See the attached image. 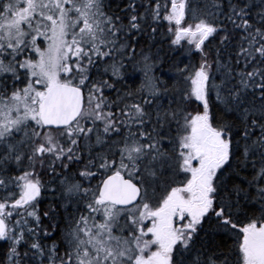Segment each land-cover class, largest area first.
<instances>
[{"label": "snow or ice", "instance_id": "1", "mask_svg": "<svg viewBox=\"0 0 264 264\" xmlns=\"http://www.w3.org/2000/svg\"><path fill=\"white\" fill-rule=\"evenodd\" d=\"M0 244L264 264V0H0Z\"/></svg>", "mask_w": 264, "mask_h": 264}, {"label": "trees", "instance_id": "2", "mask_svg": "<svg viewBox=\"0 0 264 264\" xmlns=\"http://www.w3.org/2000/svg\"><path fill=\"white\" fill-rule=\"evenodd\" d=\"M189 22H191V21H189ZM166 27H167V25L165 24V28ZM160 38L161 37L158 36V39H160ZM215 44H216V41H212L211 44L209 45V47H213V46H215ZM165 48L167 50L166 42H165ZM208 50H209L208 48L205 49V51H208ZM169 55L171 56V58L173 60H183L184 63H188L189 62V57L183 55V53L181 51L169 52ZM191 60H192V62L198 61L199 60V55L196 54V55L192 56L191 57ZM165 67H167V65ZM129 83H131V82H129ZM40 207H41V210H43L44 205L42 204ZM45 227H47V221H45ZM48 230L51 231V229H48ZM51 242H52L51 240L46 241V243H49V244ZM6 247H7L6 245L0 244V253H2L3 251H5L6 250ZM61 251H63V249H61Z\"/></svg>", "mask_w": 264, "mask_h": 264}, {"label": "rangeland", "instance_id": "3", "mask_svg": "<svg viewBox=\"0 0 264 264\" xmlns=\"http://www.w3.org/2000/svg\"><path fill=\"white\" fill-rule=\"evenodd\" d=\"M142 79H143V77H141L140 80H137L136 83H135V85H131V83H130V86L137 87L138 88L140 86L141 82H142Z\"/></svg>", "mask_w": 264, "mask_h": 264}, {"label": "flooded vegetation", "instance_id": "4", "mask_svg": "<svg viewBox=\"0 0 264 264\" xmlns=\"http://www.w3.org/2000/svg\"><path fill=\"white\" fill-rule=\"evenodd\" d=\"M158 74V73H157ZM130 84V83H129Z\"/></svg>", "mask_w": 264, "mask_h": 264}]
</instances>
